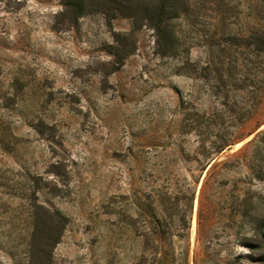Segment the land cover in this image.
<instances>
[{
	"label": "rangeland",
	"instance_id": "374dc122",
	"mask_svg": "<svg viewBox=\"0 0 264 264\" xmlns=\"http://www.w3.org/2000/svg\"><path fill=\"white\" fill-rule=\"evenodd\" d=\"M186 2L177 56L142 28L112 73L130 20L0 0V264L27 262L33 204L68 218L53 264H264V52L243 45L264 0Z\"/></svg>",
	"mask_w": 264,
	"mask_h": 264
},
{
	"label": "trees",
	"instance_id": "16d2710c",
	"mask_svg": "<svg viewBox=\"0 0 264 264\" xmlns=\"http://www.w3.org/2000/svg\"><path fill=\"white\" fill-rule=\"evenodd\" d=\"M60 2L69 15L71 23L93 14L103 15L108 25L119 18L132 22L133 31L128 34H115L116 43L119 47L117 53L114 54L117 66L112 73L124 65L126 56L134 53L135 32L142 28L154 32L158 51L162 57H175L180 51L174 21L188 13L186 0H60ZM243 43L246 47L258 44L263 47L264 52L263 37L251 36L243 40ZM130 45L132 49L126 53L125 48L127 49ZM215 166L214 164L212 168ZM243 204L246 206V211L239 213L248 219L250 236H245L242 243L249 249V254L255 256L260 249V228L256 205L253 199L245 200ZM32 215L33 231L27 245V262L18 264H53V251L60 243L68 225V218L57 210L53 211L39 204L32 205ZM202 223L200 217L198 241H201L206 232ZM161 232L163 235L166 234L165 230ZM261 261L263 260L253 259L254 263Z\"/></svg>",
	"mask_w": 264,
	"mask_h": 264
},
{
	"label": "bare ground",
	"instance_id": "6f19581e",
	"mask_svg": "<svg viewBox=\"0 0 264 264\" xmlns=\"http://www.w3.org/2000/svg\"><path fill=\"white\" fill-rule=\"evenodd\" d=\"M240 145H241V144H240ZM240 145H239V146H240ZM237 146H238V145H237Z\"/></svg>",
	"mask_w": 264,
	"mask_h": 264
}]
</instances>
